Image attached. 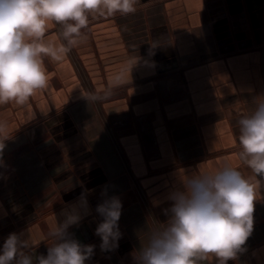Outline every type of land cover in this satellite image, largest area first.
Returning <instances> with one entry per match:
<instances>
[{
	"label": "crops",
	"instance_id": "0c3cea01",
	"mask_svg": "<svg viewBox=\"0 0 264 264\" xmlns=\"http://www.w3.org/2000/svg\"><path fill=\"white\" fill-rule=\"evenodd\" d=\"M86 31L62 62L45 58L48 88L0 105V247L15 232L46 255L48 231L72 211L81 219L68 231L95 246L86 264H135L186 177L225 165L252 176L237 120L264 96V0H139ZM111 196L121 238L101 251L96 208ZM254 205L245 251L228 264H264V183Z\"/></svg>",
	"mask_w": 264,
	"mask_h": 264
},
{
	"label": "clouds",
	"instance_id": "9594fccd",
	"mask_svg": "<svg viewBox=\"0 0 264 264\" xmlns=\"http://www.w3.org/2000/svg\"><path fill=\"white\" fill-rule=\"evenodd\" d=\"M138 3L0 0V105H27L31 97L49 87L46 57L62 62L74 47L87 42L92 19L134 14ZM54 25L56 37L47 39ZM124 82L122 74L113 80L114 84ZM253 101V110L237 120L238 157L252 176L245 177L237 168L225 165L186 177L183 190L169 196L168 220L148 227L135 264H203L213 258L216 264H228L245 251L254 227V202L264 183V96ZM6 139V125L0 122V152ZM121 208L118 196L105 199L96 208L102 217L95 233L101 239V251L118 246ZM80 219L78 212L68 211L62 222L56 221L47 233L52 243L46 255H34L35 246L28 237L10 233L0 247V264H86L95 246L81 244L68 231Z\"/></svg>",
	"mask_w": 264,
	"mask_h": 264
}]
</instances>
